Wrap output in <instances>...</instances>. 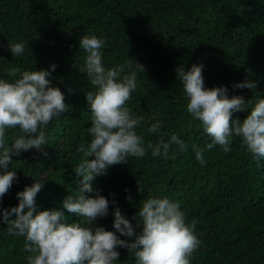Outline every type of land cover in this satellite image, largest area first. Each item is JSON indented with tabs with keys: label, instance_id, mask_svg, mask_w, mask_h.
<instances>
[{
	"label": "trees",
	"instance_id": "trees-1",
	"mask_svg": "<svg viewBox=\"0 0 264 264\" xmlns=\"http://www.w3.org/2000/svg\"><path fill=\"white\" fill-rule=\"evenodd\" d=\"M83 35L105 40L106 68L124 65V74L137 73L138 86L127 106L144 118L137 132L145 144L161 137L167 141L174 133L187 146L181 151L170 145L167 159L147 150L144 157H130L97 176L92 187L109 200V208L91 227L114 232L113 210L118 207L139 233V218L133 217L142 202L168 197L181 203L186 223L197 222L194 234L200 244L190 264H264V160L258 167L234 137L229 152L220 146L205 151L201 166L194 147L203 149L211 140L186 112L187 98L176 73L179 67L187 71L202 64L206 88L225 86L229 97L250 100L249 108L264 99V0H0V79H14L6 74L12 67L47 70L49 86L63 93L66 105L44 129L48 144L12 156L9 170H16L17 179L0 198V209L16 206V193L39 182L37 212L59 210L67 224L79 219L62 201L79 191L81 177L73 169L82 154L76 149L90 140L88 78L79 70L85 58L79 48ZM20 42L25 52L13 57L8 43ZM246 79L256 87L233 88ZM248 114L235 112L233 118L243 121ZM157 120L160 131L149 134ZM18 134V129L6 133L9 145ZM137 181L143 192L137 191ZM6 228L0 212V264H27L31 253L23 250L24 237H10ZM116 251V264H134L127 249Z\"/></svg>",
	"mask_w": 264,
	"mask_h": 264
},
{
	"label": "clouds",
	"instance_id": "clouds-1",
	"mask_svg": "<svg viewBox=\"0 0 264 264\" xmlns=\"http://www.w3.org/2000/svg\"><path fill=\"white\" fill-rule=\"evenodd\" d=\"M8 47L16 57L25 52L26 45L8 43ZM105 47V40L95 35H83L79 41V48L85 53L79 70L87 74L91 86L87 85L85 92L90 110L91 126L87 129L90 140L82 141L76 149L82 154L73 169L81 177L79 191L62 201L63 208L79 219L67 224L62 222L64 214L59 210L37 212L35 198L42 184L36 182L16 193V206L0 209L6 232L10 237H24L23 250L31 253L26 257L27 264H116L120 255L117 247L127 249L134 264H190L192 253L200 244L194 234L197 222L186 223V214L177 200L168 197L144 200L133 217L136 221L139 218V233L118 207L113 210L114 232L91 227L97 218L108 214L109 208V200L92 187L91 182L97 176L105 175L110 166L128 163L130 157H144L147 150H151L153 157L165 159L169 157L170 145L187 150L184 141L174 133L167 141L161 137L154 144H145L137 132L144 118L136 116L127 106L138 86L137 73L124 74V65L106 68L102 56ZM51 68L54 70L55 65ZM202 69V64H194L187 71L183 67L176 70L187 98L186 112L193 121H199L203 133L211 140L203 149L194 147L196 161L204 166V152L216 146L224 152L231 151L232 139L239 137L259 167L264 160V99H258L249 108L250 100L245 102L236 95L229 97L225 86L206 88ZM6 74L14 79H0V198L17 179L16 170H9L12 156L30 149L40 150L48 144L44 129L66 110L63 93L49 86V71L12 67ZM255 87V82L247 79L233 85L238 89ZM244 110L249 114L243 121L233 118V113ZM161 126L157 120L147 132L158 133ZM14 129L19 134L14 135L9 145L6 133ZM137 184V191L143 192L138 181ZM112 203L115 205L114 200ZM117 233L133 239L131 242L120 239Z\"/></svg>",
	"mask_w": 264,
	"mask_h": 264
}]
</instances>
